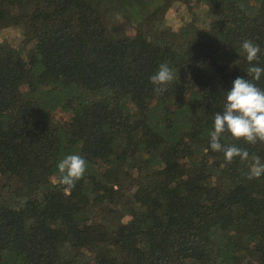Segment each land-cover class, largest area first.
<instances>
[{
	"label": "trees",
	"instance_id": "trees-1",
	"mask_svg": "<svg viewBox=\"0 0 264 264\" xmlns=\"http://www.w3.org/2000/svg\"><path fill=\"white\" fill-rule=\"evenodd\" d=\"M246 39L264 0H0V264H264V175L210 148Z\"/></svg>",
	"mask_w": 264,
	"mask_h": 264
},
{
	"label": "clouds",
	"instance_id": "clouds-1",
	"mask_svg": "<svg viewBox=\"0 0 264 264\" xmlns=\"http://www.w3.org/2000/svg\"><path fill=\"white\" fill-rule=\"evenodd\" d=\"M242 49L249 63L247 74L252 79L237 77L231 89L225 92V103L222 112L214 117V130L210 132V148L223 152L224 158L231 163L239 157L242 162H248V178H260L264 175V162L257 155H251L246 149L235 145H222V134L228 133L233 140H243L255 145L264 143V89L253 81H259L264 68L256 66L261 48L251 40L242 42ZM174 74L167 63H161L158 71L150 77L155 85L154 92L160 94L167 90L165 87L173 81ZM61 183L66 186L65 191L75 187L87 170L86 160L77 154L67 155L58 162Z\"/></svg>",
	"mask_w": 264,
	"mask_h": 264
},
{
	"label": "rangeland",
	"instance_id": "rangeland-1",
	"mask_svg": "<svg viewBox=\"0 0 264 264\" xmlns=\"http://www.w3.org/2000/svg\"><path fill=\"white\" fill-rule=\"evenodd\" d=\"M188 10L186 6L182 3H177L175 6H173L167 13L166 15V22L165 25L169 26L172 25L175 28H177V24L180 23L181 21H185L189 17ZM9 31H5V34L8 33ZM12 36V34H11Z\"/></svg>",
	"mask_w": 264,
	"mask_h": 264
}]
</instances>
